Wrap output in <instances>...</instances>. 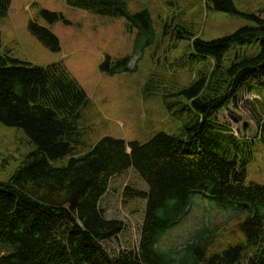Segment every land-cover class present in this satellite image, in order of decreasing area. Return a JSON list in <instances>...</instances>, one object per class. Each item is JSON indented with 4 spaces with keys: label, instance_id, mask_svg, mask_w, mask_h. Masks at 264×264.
Segmentation results:
<instances>
[{
    "label": "trees",
    "instance_id": "trees-1",
    "mask_svg": "<svg viewBox=\"0 0 264 264\" xmlns=\"http://www.w3.org/2000/svg\"><path fill=\"white\" fill-rule=\"evenodd\" d=\"M12 1L0 0V20ZM68 2L124 18L135 32L133 54L116 62L107 56L100 66L105 73L134 71V57L157 42L147 8L132 11L129 0ZM206 2L249 23L214 39L196 35L183 22L162 24L161 38L174 45L189 42L174 66L198 76L184 86L170 84L164 75L147 82L145 94L160 93L180 127L145 143L105 136L87 148L92 100L67 66L61 61L34 65L9 51L0 53V122L22 130L33 146L10 179L0 181V264H264V185L249 182L247 170L256 139L242 138L218 118L244 90L260 95L253 105L260 119L264 116V18L241 11L235 0ZM40 15L51 24L65 21L47 9ZM29 28L51 51L62 50L50 28L34 20ZM261 130L264 137V123ZM65 158L66 164L56 165ZM129 169L148 186H127L123 192L126 203L146 201L141 240L137 248L111 254L104 242L122 233L125 222L107 217L100 203L111 179ZM194 193L209 195L220 208L243 204L248 212L223 224H205L186 243L164 248L163 234L188 211ZM232 221L242 238L214 248Z\"/></svg>",
    "mask_w": 264,
    "mask_h": 264
},
{
    "label": "rangeland",
    "instance_id": "rangeland-1",
    "mask_svg": "<svg viewBox=\"0 0 264 264\" xmlns=\"http://www.w3.org/2000/svg\"><path fill=\"white\" fill-rule=\"evenodd\" d=\"M238 8L247 13H256L264 18V0H235ZM132 11L149 9L157 31L156 44L145 50L142 56L134 57V71L108 74L101 70L107 56L114 62L132 55L135 32L128 30L126 19L97 15L91 11L72 7L68 0H13L8 15L0 20L2 46L0 53L11 55L34 65L63 62L80 81L92 100L87 118L91 121L86 146L105 136L125 139L127 142L150 141L157 133H177L180 121L166 108L161 94L151 98L145 94L147 82L153 77L165 79L180 86L190 84L198 71L176 68L187 52V41L171 44V39L161 38L162 24L183 22L196 35L214 39L232 33L249 23L241 15L219 12L208 6L206 0H129ZM47 9L61 13L65 21L49 23L40 11ZM50 28L61 41L62 50L53 52L30 31V22ZM176 67H175V66ZM254 100L260 95L242 91L238 102L218 113V118L231 125L242 138L256 139L255 157L248 166V181L264 185V137L260 119L254 108ZM88 126V125H87ZM260 137V138H259ZM33 149L22 130L0 122V181H8L23 157ZM68 158L56 162L66 164ZM127 186L147 190V184L133 169L111 179L110 189L101 200L107 217L125 222V229L116 238L104 242L111 254L125 249L137 248L141 240L146 201L124 202L123 192ZM247 206L234 203L227 208L218 207L209 195L192 194L188 211L175 222L161 238L166 249L186 243L205 224H223L232 218L243 216ZM236 222L225 225L214 248L237 241L234 232ZM234 232V233H233ZM4 250L0 248V255ZM246 264V261H244Z\"/></svg>",
    "mask_w": 264,
    "mask_h": 264
}]
</instances>
